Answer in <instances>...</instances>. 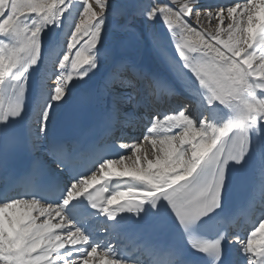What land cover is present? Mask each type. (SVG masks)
<instances>
[{"label": "snow or ice", "instance_id": "1", "mask_svg": "<svg viewBox=\"0 0 264 264\" xmlns=\"http://www.w3.org/2000/svg\"><path fill=\"white\" fill-rule=\"evenodd\" d=\"M96 3L99 12L89 0H0V151L5 165L7 152L17 144L14 130L24 119L33 74L55 51L57 42L46 37L66 19L71 22L66 47L52 61L55 83L41 88L43 102L30 141L32 150L53 157L55 167L44 165L48 179L42 181L51 191H19L5 179L0 264H149L126 255L111 234L129 219L144 221L161 213L174 219L184 243L170 246L167 259L152 264H264V214L247 235L232 233L230 239L223 231L208 235L203 230L225 210L231 167L243 164L253 142L264 139V0H233L215 12L205 10L203 15L216 22L214 31L200 27V0ZM125 9L126 19L113 27V18ZM160 22L193 74L191 86L200 97L195 112L191 101L165 115L154 111L153 88L171 85L138 67L128 54L130 43L151 40ZM125 66L143 72L139 87L131 81L121 84L123 95L138 98L150 117L142 140L150 142L151 152H142L140 143L121 142L117 147H130L132 156L103 159L84 175L72 167L76 141L52 135V114L73 89L97 76L110 80ZM94 185L100 187L89 191ZM73 201L70 211L76 215L103 217L109 238H99L69 214Z\"/></svg>", "mask_w": 264, "mask_h": 264}, {"label": "bare ground", "instance_id": "2", "mask_svg": "<svg viewBox=\"0 0 264 264\" xmlns=\"http://www.w3.org/2000/svg\"><path fill=\"white\" fill-rule=\"evenodd\" d=\"M75 2H79V0H75ZM231 2H233V0H200V6H203L202 8H204V9L211 10L212 8L218 9L220 6H227ZM241 2H243V0H241ZM79 10L80 9L77 10V15L79 13ZM126 13H127V10L125 9L121 15L113 18V27L115 26L116 22L122 23L126 19ZM77 15L73 17V20H76ZM214 22L215 21H213V23ZM190 23H193V26H195V22H193V19L190 20ZM226 23L227 22L225 21L223 24H221V27L222 28L226 27ZM70 30H71V22L66 19L64 26L61 29L56 30V32L54 33V35L52 36L51 39H47V37H46L47 41H49V42L56 41L57 43H56L55 51L54 52H52V51L48 52V56L50 57V59H46L45 61H42L41 65L39 66L37 71L33 74L32 79L37 80L42 86L44 84L48 85V82L51 81V79H49V78H52L53 72L56 70V66L53 64L52 61L56 58L55 53L62 52L64 50V48L66 47V34L68 32H70ZM214 30H215V27H214ZM222 38H226V34H222ZM136 43L137 42H135L133 45V42H131L128 49H127L128 54L130 55V57H131L132 61H134V63H137V61H138V50L139 49H138ZM148 44L152 47L154 55L157 58V60L160 63H162V66L160 68H155V67H152V68L157 69L158 72H163V73L168 74L180 86H183L189 90L195 89L194 87L191 86L193 74L190 72V70L188 68H186L184 66L183 61L178 56L176 49L173 46V38L170 36L169 31L165 27H164L163 31L161 33H159L156 30V24H155L154 29H153L152 39L148 40ZM192 55H195V54H192ZM145 65L149 66L148 64H145ZM100 78H101L100 76H97V77L93 78V80L94 79H100ZM89 84H90V82H89ZM50 85H52V84H49L48 86H50ZM88 85H86L83 88L78 87L75 89H82L83 90V89H86L88 87ZM73 91H74V89L72 90V92ZM123 93L121 92L120 89L116 90V92L114 93V95L116 96V103L119 102V98L121 96H124ZM42 102H43V98L41 97V89H40L36 95V98H35V102H34L35 110L32 112L33 114L37 110L38 104L42 103ZM34 116H35V118L31 119V124H32L31 133L37 126V124H36L37 116L35 114H34ZM145 131L146 130L143 128L142 129V135L145 133ZM137 143H140V142H137ZM140 144L142 146V152H144V151L149 152V153L151 152V145H150L149 141H144L143 143H140ZM255 148L257 151L260 150L261 152L264 153V139H259V140H256L253 142L250 154L246 157L244 164H243V167H242L240 172L243 174L246 173L247 177L252 176L255 180V182L253 184H261V188H259V186L256 185V186H254V190L260 189L259 193H262V192L264 193V162H259V166H258L257 170L255 171V169H256V167H255L256 155L254 152ZM131 156H132V154H131ZM150 158H151V156H150ZM133 159H134V157H133ZM126 163H131V161L130 160L126 161ZM252 167L254 170H251ZM247 169H248V171L245 172ZM235 204H233L230 207V209H233ZM263 211H264V208H263Z\"/></svg>", "mask_w": 264, "mask_h": 264}, {"label": "rangeland", "instance_id": "3", "mask_svg": "<svg viewBox=\"0 0 264 264\" xmlns=\"http://www.w3.org/2000/svg\"><path fill=\"white\" fill-rule=\"evenodd\" d=\"M118 2L124 3V4H126V3L128 4V3H141V2H144V0H118ZM89 3L91 4V6L93 7V9L95 11L99 12L100 9H99V5L96 3V0H89ZM202 7L203 6L200 7V11L202 13L200 27L206 28L209 31H213L216 23L215 22L213 23V20H209V18H207L206 16L203 15L204 11L205 10H209V9H204ZM211 10L213 12H215L217 9L216 8H212ZM81 11H82V8H81ZM78 18L79 17H77L76 20ZM192 19H193V22H195V17H192ZM134 43L135 42H133V45H134ZM136 44H137V47L139 49L138 50V61L137 62H139L141 59H145V60H148L149 62H151L155 66V68H160L162 66V63H160L157 60V58L155 57L153 49L148 44V41L141 40L139 43H136ZM53 82L55 83V80Z\"/></svg>", "mask_w": 264, "mask_h": 264}, {"label": "water", "instance_id": "4", "mask_svg": "<svg viewBox=\"0 0 264 264\" xmlns=\"http://www.w3.org/2000/svg\"><path fill=\"white\" fill-rule=\"evenodd\" d=\"M163 24H162V22H160V23H158L157 24V30L159 31V32H161L162 30H163Z\"/></svg>", "mask_w": 264, "mask_h": 264}]
</instances>
